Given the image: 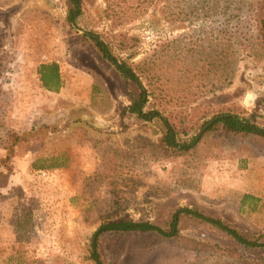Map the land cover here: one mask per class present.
<instances>
[{
    "label": "rangeland",
    "instance_id": "374dc122",
    "mask_svg": "<svg viewBox=\"0 0 264 264\" xmlns=\"http://www.w3.org/2000/svg\"><path fill=\"white\" fill-rule=\"evenodd\" d=\"M256 1L83 0L70 26L68 0H0V171L4 146L10 137L15 144L0 189V264H94L90 241L102 222L162 225L179 207L264 238V139L204 134L209 123L199 129L229 106L264 129V52L249 49L258 45ZM89 32L141 71V86L154 94L146 110L196 123L181 137L199 134L194 148H168L158 119L123 113L124 91L137 85L97 59L81 37ZM51 62L62 80L57 93L37 74ZM39 161L50 169H33ZM145 240L106 235L99 252L105 264H213L190 242L232 244L190 219L179 239ZM240 254L220 264H264Z\"/></svg>",
    "mask_w": 264,
    "mask_h": 264
},
{
    "label": "trees",
    "instance_id": "16d2710c",
    "mask_svg": "<svg viewBox=\"0 0 264 264\" xmlns=\"http://www.w3.org/2000/svg\"><path fill=\"white\" fill-rule=\"evenodd\" d=\"M70 7L67 11L66 22L72 26L77 23L81 15V6L83 0H68ZM251 23L255 31L258 45L249 47L252 51L264 52V0H257L250 8ZM248 35V32L246 33ZM87 43V47L97 56V59L109 65L116 76L125 80H131L137 85L133 92L124 91L130 104L124 108L123 113L134 115L138 120L150 122L158 119L163 125L161 133L162 143L168 147L181 152H188L194 148L200 141L199 134L191 137L189 140H182V136H188L196 123H188L180 116L165 115L157 108L146 110L148 96L154 97V94L148 92L141 86L138 74L133 68L135 65L128 64L122 59H117L109 48V44L101 40L99 36L89 32L81 36ZM259 46V47H258ZM119 47H122L120 45ZM39 81L42 88L49 92L57 93L61 87V76L58 65L54 62L40 64L37 70ZM119 77V78H120ZM121 79V78H120ZM122 80V79H121ZM3 92L0 89V101ZM157 97L155 98V100ZM1 105V102H0ZM124 115V114H122ZM255 115H248L235 106L226 107L225 110L214 115L210 120L201 124L199 129L205 124L210 123L205 133L220 132L227 136H245L264 139V129L259 128L254 122ZM205 117L202 114L201 118ZM12 135V134H11ZM14 142L10 137L9 143L5 145L6 157L3 159L4 169L0 171V189L7 184V177L12 172L9 161L14 154ZM38 163L33 164L35 170H48L51 166H45ZM183 219H190L197 226L208 225L221 231L232 242L231 248L220 249L216 246L200 242H190V248L196 257L203 258L206 255V261L211 260L213 264H220L223 260L232 262L241 261L240 250L244 249L250 254L261 256L264 261V238L261 235L246 234L223 222L221 219L213 218L204 214L196 207H179L170 216H167L162 225L150 221H134L127 219H109L102 222L92 234L90 241V259L94 264H105L99 252L101 239L106 235L115 237L135 236L149 240H176L180 238V223ZM205 259V258H204ZM204 262V261H200ZM228 263V261H227ZM226 263V264H227Z\"/></svg>",
    "mask_w": 264,
    "mask_h": 264
},
{
    "label": "crops",
    "instance_id": "0c3cea01",
    "mask_svg": "<svg viewBox=\"0 0 264 264\" xmlns=\"http://www.w3.org/2000/svg\"><path fill=\"white\" fill-rule=\"evenodd\" d=\"M60 76H61V75H60ZM61 81H62V80H61ZM61 84H62V83H61ZM61 88H62V87H60L59 90H61ZM203 172H204L205 176H207V173H209V172H206V170H204Z\"/></svg>",
    "mask_w": 264,
    "mask_h": 264
},
{
    "label": "water",
    "instance_id": "95a60500",
    "mask_svg": "<svg viewBox=\"0 0 264 264\" xmlns=\"http://www.w3.org/2000/svg\"><path fill=\"white\" fill-rule=\"evenodd\" d=\"M209 125H210V123L207 124V125H205V126L203 127L202 131L205 130Z\"/></svg>",
    "mask_w": 264,
    "mask_h": 264
}]
</instances>
